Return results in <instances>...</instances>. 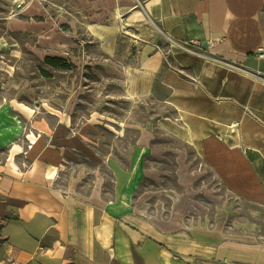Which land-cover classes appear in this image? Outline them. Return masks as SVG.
Here are the masks:
<instances>
[{
    "label": "crops",
    "instance_id": "0c3cea01",
    "mask_svg": "<svg viewBox=\"0 0 264 264\" xmlns=\"http://www.w3.org/2000/svg\"><path fill=\"white\" fill-rule=\"evenodd\" d=\"M63 2L128 96L169 107L167 127L226 191L264 208V0ZM153 153L96 123L0 104V264H264L260 215L226 204L203 219L148 201ZM82 156L105 168L110 191L72 188Z\"/></svg>",
    "mask_w": 264,
    "mask_h": 264
},
{
    "label": "rangeland",
    "instance_id": "374dc122",
    "mask_svg": "<svg viewBox=\"0 0 264 264\" xmlns=\"http://www.w3.org/2000/svg\"><path fill=\"white\" fill-rule=\"evenodd\" d=\"M59 6L67 7L63 0H0V104L52 111L75 125L96 123L107 136H121L127 143L149 142L151 174L142 188L149 191L148 201H161L164 212L165 206H175L177 213L203 219L231 205L233 217L260 215L264 233V208L226 191L191 145L167 127L166 116L173 115L169 107L129 97L120 73L81 18L70 24ZM47 56H59L70 67H52ZM69 171L72 188L84 195L96 185L104 193L111 189L105 168L84 156Z\"/></svg>",
    "mask_w": 264,
    "mask_h": 264
},
{
    "label": "trees",
    "instance_id": "16d2710c",
    "mask_svg": "<svg viewBox=\"0 0 264 264\" xmlns=\"http://www.w3.org/2000/svg\"><path fill=\"white\" fill-rule=\"evenodd\" d=\"M45 62L55 68L61 67L66 69L70 67V65L66 64L65 60L59 56H47ZM45 73L48 75L49 72L45 71Z\"/></svg>",
    "mask_w": 264,
    "mask_h": 264
},
{
    "label": "built area",
    "instance_id": "2783aa9c",
    "mask_svg": "<svg viewBox=\"0 0 264 264\" xmlns=\"http://www.w3.org/2000/svg\"><path fill=\"white\" fill-rule=\"evenodd\" d=\"M22 6H23V3H19V7H22ZM207 43H208V45L210 47H212V46L215 45V42L213 40H209ZM194 45H185L184 46V49L187 50V51H190V52H196V48L197 47H200L201 48V45L202 44L200 42H195ZM257 55H258L259 58H264V50L263 49H260L258 51ZM259 73H261V72H259Z\"/></svg>",
    "mask_w": 264,
    "mask_h": 264
}]
</instances>
